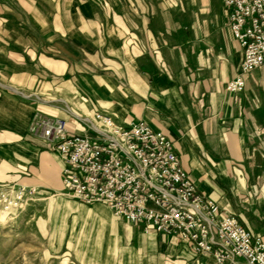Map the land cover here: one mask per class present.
I'll return each instance as SVG.
<instances>
[{
	"label": "crops",
	"instance_id": "1",
	"mask_svg": "<svg viewBox=\"0 0 264 264\" xmlns=\"http://www.w3.org/2000/svg\"><path fill=\"white\" fill-rule=\"evenodd\" d=\"M241 60L221 0H0V184L53 198L75 264H213L64 196L62 161L28 132L37 116L74 133L78 117L142 121L172 141L198 193L264 243V65L227 92Z\"/></svg>",
	"mask_w": 264,
	"mask_h": 264
},
{
	"label": "built area",
	"instance_id": "2",
	"mask_svg": "<svg viewBox=\"0 0 264 264\" xmlns=\"http://www.w3.org/2000/svg\"><path fill=\"white\" fill-rule=\"evenodd\" d=\"M227 25L242 51L226 91L239 93L243 76L264 65V0H221ZM81 133L64 119L37 116L29 135L62 161L61 191L83 204H105L125 222L184 244L213 264H264V243L237 218L198 193L172 141L144 122L119 125L95 114L77 118ZM37 189L0 184V213L34 202Z\"/></svg>",
	"mask_w": 264,
	"mask_h": 264
},
{
	"label": "rangeland",
	"instance_id": "3",
	"mask_svg": "<svg viewBox=\"0 0 264 264\" xmlns=\"http://www.w3.org/2000/svg\"><path fill=\"white\" fill-rule=\"evenodd\" d=\"M52 199L35 198L9 214L0 213V264H75L71 256L62 254L65 245L60 250L57 231L61 220L53 231ZM70 218L66 219L67 231Z\"/></svg>",
	"mask_w": 264,
	"mask_h": 264
}]
</instances>
